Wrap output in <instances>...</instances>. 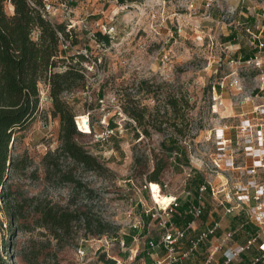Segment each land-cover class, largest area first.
<instances>
[{"label":"rangeland","instance_id":"1","mask_svg":"<svg viewBox=\"0 0 264 264\" xmlns=\"http://www.w3.org/2000/svg\"><path fill=\"white\" fill-rule=\"evenodd\" d=\"M45 11L50 20L70 29L69 47L61 46L65 53L85 56L79 63L84 87L64 92L62 98L81 130L78 141L106 169H85L57 149L59 117L51 113L48 87L40 83L38 111L10 145L13 164L3 191L9 189L10 200L22 201L23 207L20 219H13L6 211L8 198L0 196V255L7 264H107V254L120 256L122 264H145L144 258L134 259L128 245H121L123 237L140 222L134 235L138 252H145L147 239L162 231L158 219L146 218L154 200L170 194L186 207L194 203L192 178L214 177L217 132L224 129L232 136L238 114L264 102V0H47ZM97 32L107 34L109 42ZM253 50L255 63L239 60L241 53ZM223 79L236 87L217 91L222 105L214 108L212 86ZM173 95L180 99L179 116L166 103ZM246 97L252 100L249 104L241 102ZM126 101L147 106L149 135L122 110ZM171 139L180 154L167 155L161 143L168 146ZM161 160L166 165L157 184H150L147 174ZM58 169L72 171L82 185L62 181ZM46 202L79 209L92 225L76 222L54 238L31 217L35 204ZM204 210L205 225L216 214L227 228V215L209 197ZM177 212L169 221L182 227L184 219L174 218ZM97 222L104 233L96 232ZM247 230L250 226L243 232ZM193 234L189 231L187 237ZM81 247L88 249L83 258ZM207 247L203 244L181 264H201Z\"/></svg>","mask_w":264,"mask_h":264},{"label":"trees","instance_id":"2","mask_svg":"<svg viewBox=\"0 0 264 264\" xmlns=\"http://www.w3.org/2000/svg\"><path fill=\"white\" fill-rule=\"evenodd\" d=\"M116 1L124 4L134 0ZM69 34L70 29L66 24L53 22L46 15L43 0H0V196L8 198L5 200L6 211L16 220L21 217L23 202L11 201L10 190L3 191L8 171L13 164L10 157V145L14 134L24 129L38 111L40 83L48 87V94L52 101L51 113L59 117L60 144L57 149L85 169L95 171L106 169L98 158L88 152L78 141L77 137L81 134V130H77L75 115L62 98L64 92L83 88L85 85V76L82 67L79 66V63L85 60V56L81 53L68 55L61 47L62 45L69 47V44H65ZM97 36L109 42L107 34L101 35L97 32ZM228 37H233V33L228 34ZM254 50L240 55L243 59H248L254 55ZM74 57L78 59L75 63L72 62ZM59 63L63 65V68L58 69L61 66L58 65ZM179 100L174 95L166 100L171 112L177 116H179ZM121 108L142 127L144 134L149 135L145 126L146 105L135 107L130 101H126ZM108 125L110 128L114 127L112 120ZM170 125L178 134H181V129L176 128L174 122ZM169 141L168 146L161 143L167 155L173 152L180 154L176 140ZM165 165L166 162L163 160L156 162L154 169L147 174L150 184H157L154 181H158V175ZM58 171L62 181L74 183L75 186L82 185L72 171H61V169ZM191 181L196 194V188L203 181V177L197 175ZM185 205L180 202L178 211L184 210ZM33 208L31 216L33 224L47 229L54 238H58L61 233H68L76 222H82L87 227L92 225L88 215L79 209L71 210L51 202L36 203ZM146 218L150 219V215L146 214ZM174 218L179 219L180 216L175 215ZM190 219L187 217V221ZM95 227H97V233H104V227L100 222H97ZM135 232V229H132L128 236L123 237L122 240L126 245L132 241ZM4 259L5 256L0 255V264H7ZM113 263V260L108 261V264Z\"/></svg>","mask_w":264,"mask_h":264},{"label":"built area","instance_id":"3","mask_svg":"<svg viewBox=\"0 0 264 264\" xmlns=\"http://www.w3.org/2000/svg\"><path fill=\"white\" fill-rule=\"evenodd\" d=\"M46 1L43 0L45 5ZM262 45L260 42L255 48ZM256 59L257 53L248 59L239 56V60L247 64L255 63ZM234 87L236 85L233 82L225 79L215 82L212 89L217 103L213 107L222 105L217 91ZM250 101L252 100L246 97L241 102L249 104ZM238 117L232 136L226 135L224 129L217 132L216 153L212 158L211 170L214 177L212 181L203 178L199 183L194 196L195 202L177 212L178 197L166 194L169 197L167 202L154 200V206L147 209L150 218L158 219L162 227L159 237L149 238L145 243V252L152 264H177L189 259L206 243L207 254L201 264H231L252 250L247 264H264V102L252 105L251 109L239 113ZM172 154L174 156L177 153ZM187 169L190 171V168ZM219 171H223L221 173H225L226 177ZM207 197L216 208L221 209L222 216L242 215L245 221L238 228L227 229L222 228L221 219H217L206 228L197 230L195 222L203 214ZM175 212L179 216H190L191 219L184 227L175 226L169 221ZM245 223L252 224L254 230L244 243H237L235 237ZM139 226L140 222L132 227L136 229ZM189 231H194V234L187 237ZM184 240L186 243L182 247ZM134 241H138L136 236ZM123 244L122 240L121 245ZM87 251V247H81L80 257L83 258ZM217 254L218 257H215ZM136 255L135 253L134 259ZM107 256L114 261L113 264L123 263L119 256Z\"/></svg>","mask_w":264,"mask_h":264},{"label":"crops","instance_id":"4","mask_svg":"<svg viewBox=\"0 0 264 264\" xmlns=\"http://www.w3.org/2000/svg\"><path fill=\"white\" fill-rule=\"evenodd\" d=\"M179 203H180V201H179ZM215 216H216L215 218H211L212 220L207 225H205L204 223L206 222L207 214L205 213V210H204L203 214L201 215L200 219L198 220L199 227L197 228V230H202V229L206 228L209 224H211L213 220L219 219L216 214H215ZM181 217L184 219L183 220V225H182V227H184L186 222H187V217H190V216L189 215H185V216H181ZM220 218H223V217L221 216ZM227 218H228V224H226L227 229L238 228L239 224L241 222L245 221L244 217L242 215H227ZM220 221H221V225H222V219ZM247 226H250L251 230H247L248 232H243L244 228L245 227L247 228ZM222 228H224V227L222 226ZM253 230H254V227L252 226V224L245 223L244 227L240 231L238 230L239 232L237 233V235L235 237L236 242L237 243H244L245 240L248 238L249 234L253 232ZM134 237H135V235H133L132 241L128 244L127 247L131 248L130 250H132L133 255H134V253H137V255L135 257V260H138V259L142 260V258H144L143 261H144L145 264H152V262L149 261L150 257L146 254V252H144V251L138 252V249H139L138 243L134 241ZM251 252H253V250ZM251 252L243 254L242 257L240 258V260L234 261L231 264H235V263L236 264H247L248 263V258H249V255L251 254ZM108 261H110V260H107V264H108ZM177 264H181V262H179Z\"/></svg>","mask_w":264,"mask_h":264},{"label":"bare ground","instance_id":"5","mask_svg":"<svg viewBox=\"0 0 264 264\" xmlns=\"http://www.w3.org/2000/svg\"><path fill=\"white\" fill-rule=\"evenodd\" d=\"M215 110H216V109H215ZM168 199H169V197L166 196V197H164V198L162 199V201H161V200H160V201L163 202V203H165V202H167ZM160 201H159V202H160Z\"/></svg>","mask_w":264,"mask_h":264},{"label":"water","instance_id":"6","mask_svg":"<svg viewBox=\"0 0 264 264\" xmlns=\"http://www.w3.org/2000/svg\"><path fill=\"white\" fill-rule=\"evenodd\" d=\"M9 164V163H8Z\"/></svg>","mask_w":264,"mask_h":264}]
</instances>
